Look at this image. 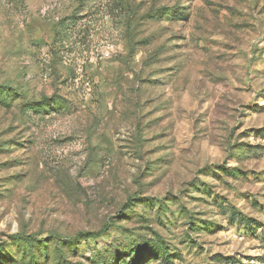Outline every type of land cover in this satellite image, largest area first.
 Wrapping results in <instances>:
<instances>
[{
    "label": "rangeland",
    "instance_id": "374dc122",
    "mask_svg": "<svg viewBox=\"0 0 264 264\" xmlns=\"http://www.w3.org/2000/svg\"><path fill=\"white\" fill-rule=\"evenodd\" d=\"M0 264H264V0H0Z\"/></svg>",
    "mask_w": 264,
    "mask_h": 264
},
{
    "label": "trees",
    "instance_id": "16d2710c",
    "mask_svg": "<svg viewBox=\"0 0 264 264\" xmlns=\"http://www.w3.org/2000/svg\"><path fill=\"white\" fill-rule=\"evenodd\" d=\"M105 231H106V229H104V230L101 232V234H102V233H104ZM101 234H100V235H98V236H101ZM95 238H96V237H95Z\"/></svg>",
    "mask_w": 264,
    "mask_h": 264
}]
</instances>
